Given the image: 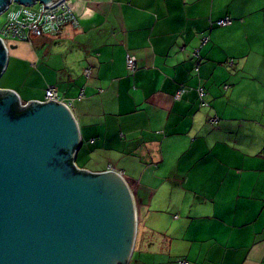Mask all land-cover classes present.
Masks as SVG:
<instances>
[{"label":"crops","instance_id":"obj_1","mask_svg":"<svg viewBox=\"0 0 264 264\" xmlns=\"http://www.w3.org/2000/svg\"><path fill=\"white\" fill-rule=\"evenodd\" d=\"M70 3L77 28L9 40L0 89L41 101L48 85L28 83L50 75L75 99L77 154L108 157L81 168L125 177L144 264H164L166 252L187 264H264V0ZM227 16L231 25L215 24Z\"/></svg>","mask_w":264,"mask_h":264},{"label":"water","instance_id":"obj_2","mask_svg":"<svg viewBox=\"0 0 264 264\" xmlns=\"http://www.w3.org/2000/svg\"><path fill=\"white\" fill-rule=\"evenodd\" d=\"M9 2L0 0V12ZM8 59L0 39V76ZM80 145L65 103L23 104L0 89V264L129 263L138 228L133 191L120 171L78 167Z\"/></svg>","mask_w":264,"mask_h":264},{"label":"built area","instance_id":"obj_3","mask_svg":"<svg viewBox=\"0 0 264 264\" xmlns=\"http://www.w3.org/2000/svg\"><path fill=\"white\" fill-rule=\"evenodd\" d=\"M0 15H4L5 23L0 30V39L3 41L5 47L9 52V40L17 39L20 41L31 42L32 38L40 35L58 36L63 28L70 25L74 28L79 26V20L75 14L70 0H60L52 6H46V4L36 1L34 4L25 5L15 0H10L7 7L0 12ZM233 23L231 17H224L218 19L215 24L218 26H228ZM209 41V36L205 35L202 38V45ZM196 57L195 71L199 70L200 64V49L196 48L193 52ZM127 67L131 72H135L137 68V59L134 55L128 54L126 57ZM233 64V60L230 61ZM92 73L91 69H85L84 74L90 77ZM227 88V86H226ZM187 89L181 87L178 89L175 98L181 99L186 93ZM200 99L204 106H208L205 100L207 92L203 88L198 90ZM84 97V92H81L79 99ZM58 103H65L70 109H72L75 99H63L59 93V90L55 86H48L45 89L43 103L50 101ZM23 103V102H22ZM25 104V103H23ZM213 122H218V117L212 119ZM180 264H187V261L182 260Z\"/></svg>","mask_w":264,"mask_h":264},{"label":"rangeland","instance_id":"obj_4","mask_svg":"<svg viewBox=\"0 0 264 264\" xmlns=\"http://www.w3.org/2000/svg\"><path fill=\"white\" fill-rule=\"evenodd\" d=\"M4 23H5V17H4V15H0V30L3 27ZM8 44H9V42H8ZM8 63H9V60L7 62V65H8ZM5 71H6V69H5ZM5 71H4V73H5ZM4 73L2 74V76L4 75ZM29 75H30V72L27 71L25 73L24 77L28 78ZM2 76L0 77V87H1V85L5 84V79H6V77L2 79ZM54 80H55V77L50 76V75H45V78L40 77L36 81L34 80V83L29 81L28 84L29 85L30 84H34L35 87H39L40 88L41 86H45V85L46 86L47 85L48 86L53 85L56 82ZM34 85H32V86L34 87ZM33 90L35 91L36 88L33 89ZM72 108H74V107H72ZM82 152H80V154L78 153L77 156H76V159H75L76 163H77V166H79L80 168L82 167V168H87L89 170H92V168H94L93 165H92V161L96 160V159L101 160V158H102L101 161H104L105 164H107V162H108L107 161L108 160L107 156H104V157H101V158L97 157V156L95 157V156L90 155V154L85 156V155H83ZM142 231H143V224L141 222L140 225H139V221H138L137 237H136V241H135V247H134L133 254H132L131 259H130L128 264H144V262L147 259L146 258L147 256H145L144 254L141 255V252H139V248H138L139 247V242H140V239H141V235H142ZM162 256L164 257V264H165V262L167 264H177V261L182 260L181 254H178L176 252H173V253H170V254L166 252Z\"/></svg>","mask_w":264,"mask_h":264},{"label":"trees","instance_id":"obj_5","mask_svg":"<svg viewBox=\"0 0 264 264\" xmlns=\"http://www.w3.org/2000/svg\"><path fill=\"white\" fill-rule=\"evenodd\" d=\"M14 111V115H17L18 113H19V111H18V108L17 107H15L14 109H13Z\"/></svg>","mask_w":264,"mask_h":264}]
</instances>
